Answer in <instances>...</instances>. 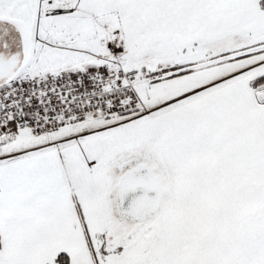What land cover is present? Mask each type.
Listing matches in <instances>:
<instances>
[{"label":"snow or ice","instance_id":"1","mask_svg":"<svg viewBox=\"0 0 264 264\" xmlns=\"http://www.w3.org/2000/svg\"><path fill=\"white\" fill-rule=\"evenodd\" d=\"M0 264H264V0H0Z\"/></svg>","mask_w":264,"mask_h":264}]
</instances>
